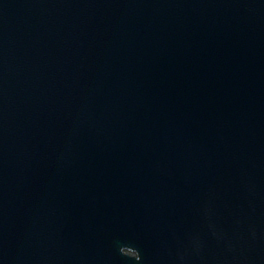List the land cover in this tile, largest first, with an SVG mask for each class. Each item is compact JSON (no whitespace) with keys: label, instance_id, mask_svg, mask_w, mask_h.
<instances>
[{"label":"water","instance_id":"water-1","mask_svg":"<svg viewBox=\"0 0 264 264\" xmlns=\"http://www.w3.org/2000/svg\"><path fill=\"white\" fill-rule=\"evenodd\" d=\"M0 264H264V0H0Z\"/></svg>","mask_w":264,"mask_h":264}]
</instances>
